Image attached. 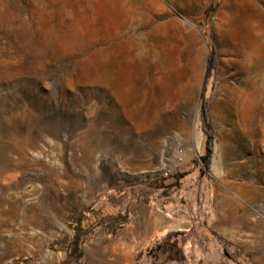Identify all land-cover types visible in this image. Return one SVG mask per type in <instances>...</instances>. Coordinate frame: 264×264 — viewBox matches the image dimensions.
<instances>
[{
    "label": "rangeland",
    "instance_id": "obj_1",
    "mask_svg": "<svg viewBox=\"0 0 264 264\" xmlns=\"http://www.w3.org/2000/svg\"><path fill=\"white\" fill-rule=\"evenodd\" d=\"M92 188H220L264 264V0H0V264H82Z\"/></svg>",
    "mask_w": 264,
    "mask_h": 264
},
{
    "label": "crops",
    "instance_id": "obj_2",
    "mask_svg": "<svg viewBox=\"0 0 264 264\" xmlns=\"http://www.w3.org/2000/svg\"><path fill=\"white\" fill-rule=\"evenodd\" d=\"M187 192L215 196L213 216H193L180 202ZM221 196L220 188H92L82 264H244L236 255L244 246L242 220L226 221ZM229 205L233 214L236 203Z\"/></svg>",
    "mask_w": 264,
    "mask_h": 264
},
{
    "label": "trees",
    "instance_id": "obj_3",
    "mask_svg": "<svg viewBox=\"0 0 264 264\" xmlns=\"http://www.w3.org/2000/svg\"><path fill=\"white\" fill-rule=\"evenodd\" d=\"M201 108H202L201 109V121H202L203 125H207V116H206V106H205V103L202 104V107ZM209 138L210 139L207 141L208 154L204 158V164L208 168L210 166V162H211V159H212V156H213V152H214V147H215V144L212 141L211 136H209ZM225 250H226L227 253H229L228 250H227L226 244H225Z\"/></svg>",
    "mask_w": 264,
    "mask_h": 264
},
{
    "label": "built area",
    "instance_id": "obj_4",
    "mask_svg": "<svg viewBox=\"0 0 264 264\" xmlns=\"http://www.w3.org/2000/svg\"><path fill=\"white\" fill-rule=\"evenodd\" d=\"M180 153V152H179Z\"/></svg>",
    "mask_w": 264,
    "mask_h": 264
}]
</instances>
